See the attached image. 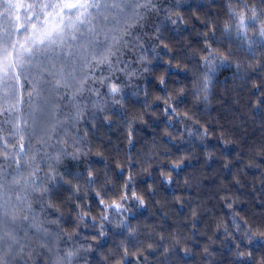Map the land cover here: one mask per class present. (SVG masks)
I'll list each match as a JSON object with an SVG mask.
<instances>
[{"label": "snow or ice", "instance_id": "1", "mask_svg": "<svg viewBox=\"0 0 264 264\" xmlns=\"http://www.w3.org/2000/svg\"><path fill=\"white\" fill-rule=\"evenodd\" d=\"M181 2L175 0V5ZM225 8L223 20L205 22L202 34L203 76L194 94L203 93L204 101L217 69L235 63L236 51L247 48L250 60L256 59L254 50L264 52V0H225ZM161 12L173 25L184 20L158 0H0V264H79L81 249L70 243L73 237L65 233L63 214L57 207L56 197L65 186L71 193L69 199L75 200V227L89 223L98 227L95 240L107 235L104 222L112 223L110 215L114 218L145 206L134 185L135 160L129 161L127 173L117 165L121 180L127 175L119 190L108 186L107 174L101 182L87 166L92 148L85 126L98 119L111 123L115 106L124 108L125 90L133 78L152 72L153 58L148 53L164 60L171 52L160 24L148 30ZM161 48L167 50L163 55L158 51ZM175 60V56L168 57L169 68ZM136 64L141 67L135 68ZM235 67L240 70L242 65L235 63ZM255 70L264 72V62ZM159 84L166 89L163 77ZM255 87L259 110L264 107V87ZM158 99L165 105L162 111L170 124L196 123L187 112L180 120L178 107L167 93ZM207 133L206 128L203 133L187 129L190 137ZM134 137L129 123L127 142L133 149ZM68 162L86 167L74 171ZM184 163V158L177 157L171 168H160L162 183L173 184L172 170ZM261 186L264 191V177ZM82 189H87L84 197ZM90 194L100 210L98 220L84 202ZM226 206L232 208L231 199ZM232 225V229L227 224L218 226V232L233 242L237 264H264V257L255 259L253 249L245 247L264 245V227L247 220L241 223L234 210ZM115 227L126 232L128 240L121 244L113 264H147L149 252H163L167 259L166 250L154 247L155 242L146 247L139 240L133 243L135 232L124 220ZM92 248L89 244L82 250ZM184 251L188 254L189 250ZM205 253L209 254L207 248Z\"/></svg>", "mask_w": 264, "mask_h": 264}, {"label": "trees", "instance_id": "2", "mask_svg": "<svg viewBox=\"0 0 264 264\" xmlns=\"http://www.w3.org/2000/svg\"><path fill=\"white\" fill-rule=\"evenodd\" d=\"M158 2L184 18L182 23L173 25L161 12L148 26L151 31L155 24H160L171 52L164 60L148 53L153 58L152 72L144 73L140 79L133 78L125 90L124 108L115 106L111 123L98 119L85 126L86 140L92 148L87 166L94 169L101 182L107 174L108 186L119 190L127 175L121 180L117 165L127 173L129 161L135 160L134 185L143 195L145 206L114 218L110 215L112 223L104 222L107 235L95 240L93 237L99 228L90 223L79 229L75 227L78 222L75 200L69 199L71 193L66 190L67 186L61 189L56 197L57 207L63 214L61 223L65 233L73 237L70 243L81 249L79 264H113L121 244L128 240L127 233L115 227L120 220L131 225L130 230L135 232L133 243L139 240L146 247L149 242H155L154 247L168 253L167 259L163 252L147 253V264H237L233 242L225 239L222 231L218 232V226L227 224L232 229L234 210L241 223L247 220L250 225L264 227V191L261 190L264 107L257 110L255 94L259 90L256 85L264 87V72L254 71L258 63L264 62V52L254 50L256 59L250 60L252 53L247 48L236 51L234 61L242 65L241 69L237 70L235 63L218 68L209 85L208 100L204 101L203 93L194 94L203 76L199 62L202 34L206 30L205 22L223 20L225 0H182L178 6L175 0ZM158 51L162 55L167 52L162 48ZM169 56L176 57L171 68L167 63ZM161 77L167 82L166 89L159 84ZM165 93L178 107L180 120L187 112L196 123L183 120V123L170 124L162 111L165 105L158 99ZM129 123L135 129L134 149L127 142ZM188 128L200 133L206 128L208 133L190 137ZM178 132L183 135H177ZM177 157L184 158L185 163L181 169L172 170L173 184H163L160 168H171ZM68 166L74 171H83L86 167L76 166L74 162H68ZM85 191L82 189L81 197ZM228 199L232 201L231 209L226 206ZM84 202L91 206L90 215L98 220L100 210L94 195L90 194ZM89 244L93 245L92 250L83 251ZM245 247L253 249L255 259L264 257V245ZM206 248L209 254L205 253Z\"/></svg>", "mask_w": 264, "mask_h": 264}]
</instances>
